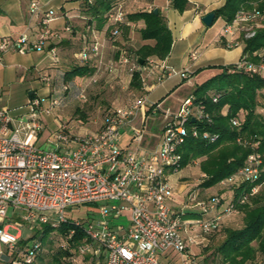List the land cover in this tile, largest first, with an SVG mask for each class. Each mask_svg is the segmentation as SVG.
<instances>
[{
    "label": "built area",
    "instance_id": "2783aa9c",
    "mask_svg": "<svg viewBox=\"0 0 264 264\" xmlns=\"http://www.w3.org/2000/svg\"><path fill=\"white\" fill-rule=\"evenodd\" d=\"M41 10L39 0L29 1L30 13ZM53 11L44 13L42 22L47 24ZM109 22L115 24L108 39L119 37L118 23L125 21V12L120 3L108 13ZM264 12L257 8L239 9L230 22H224L222 35L229 37L227 47L236 45L235 36L250 38L262 26ZM88 30H92L87 26ZM118 57L108 63L100 59V44L93 38L78 54L82 61L98 59L99 66L112 75L125 67L129 79L139 72L142 84L144 73L154 64L148 58L140 64L138 58L125 48H117ZM44 51V37L31 40L27 34L17 37L1 36L0 63L8 52L25 55ZM55 58L54 49L49 51ZM190 58L196 59L192 51ZM232 71H243L264 78V61L253 63L243 58L237 60ZM187 69L180 73L185 76ZM47 80V78H44ZM68 86L63 85L62 90ZM220 93H210L212 102H217ZM61 99L51 95H33L27 102V114L18 119L22 127L15 126L16 119L10 110L0 106V249L1 264H33L41 248L39 240L25 246L19 258L12 257L17 249L20 232L10 233L14 225L3 223L7 209L23 208V219L33 228L37 224H49L57 229L61 224L72 225L66 233L71 238L75 229L83 232L75 254L68 259L86 264H201L195 249H204L210 236L217 231L227 217L236 215L239 207L250 202L264 181L263 156L256 151L259 142L237 138V143L250 146L244 164L234 173L219 182L232 194L225 198L219 194L202 197L198 189L189 190L186 201L178 207L171 206L173 186L170 174L178 173L182 155L180 147L190 135L208 143L218 139V134L201 130L200 124L212 123V116L202 102L193 96L184 97L176 109L163 110V121L157 143L149 147L145 142L144 128H134L131 142L121 146V129L129 125L136 111L145 105L138 96L130 105L117 108L109 114L101 128L81 134L74 133L67 123H60L43 145L35 139L41 129L40 116L59 107ZM156 106V105H155ZM261 113L264 114V108ZM194 119V121H192ZM232 126H239L237 117ZM198 123V126L197 124ZM144 124V122H143ZM21 131L23 132L21 136ZM204 177V174H203ZM245 187L235 193L233 188ZM249 186V189H247ZM113 201L109 206L99 207V217L93 221L69 220L65 216L68 206L90 203L96 200ZM190 214H195L191 216ZM189 215V216H188ZM126 217L128 224L118 222ZM62 248L66 242H60Z\"/></svg>",
    "mask_w": 264,
    "mask_h": 264
},
{
    "label": "crops",
    "instance_id": "0c3cea01",
    "mask_svg": "<svg viewBox=\"0 0 264 264\" xmlns=\"http://www.w3.org/2000/svg\"><path fill=\"white\" fill-rule=\"evenodd\" d=\"M29 1L0 0V38L4 35L17 37L21 33L27 34L31 40H36L40 36L44 37L42 53L31 52L21 55L8 52L3 55L0 63V88L7 77L13 72L16 73L17 70L19 74L23 73L24 78L28 75L30 79L26 88L27 98L23 105L25 106L24 111L22 109L17 111L21 106H15L14 110L16 111L13 117L16 121L20 118L23 119L27 114L26 104L33 95H51L61 98V105L53 112L61 113L64 109L72 110L80 105L76 100V94L85 88L91 90L96 87L98 90L97 85L102 81L112 83V81L126 79L129 83V76L123 66L110 75L102 69H97L98 59L90 58L88 61H82L78 57L84 46L82 39L87 38L89 43L93 41V38L98 41L100 59L103 63L117 59L118 47L127 49L135 56V51L139 47L154 43L153 40L141 39L139 31L144 27L142 20L129 23V34L126 38L120 35L116 38L115 43L109 41L106 36V26L96 28V22L92 19L83 0H39L41 10L38 13H30ZM223 1L189 0L187 8L183 12H178L171 7L170 0H120L125 14L138 10L157 9L164 16L172 34L168 55L164 59L155 56L149 57L154 60V64L151 65L150 71L143 75L145 83L142 84V89L136 90L139 96L144 97L145 105L136 111L133 121L121 129V146L126 147L129 144H134L131 142L133 129L141 128L143 122L148 123L150 119L159 118L162 125L164 109H176L180 101L190 94L195 84L201 83L218 71L209 67L233 65L241 58L243 43L238 36H235L234 43L237 44L231 47L226 46L229 37L222 35L224 24L222 19L218 18L210 26H205L201 21L202 16L219 8ZM48 10L53 11V18L47 24H43L44 13ZM88 20L91 21L89 26L92 30L87 29ZM51 49H54V59L49 52ZM192 51L197 52L196 59L190 58ZM74 65L90 67L93 69L92 73L87 76L66 79L65 73ZM185 69L187 72L183 77L180 73ZM201 76L204 77L198 82L191 80V77L197 79ZM44 78H47L48 82ZM63 85H67L68 89L62 90ZM49 114L40 116L41 129L35 139L36 145L46 143L45 139L48 138V135L44 136L43 131L49 122L43 120V116ZM56 119H53L55 129H57ZM17 122L19 123V121ZM72 123L67 122L74 133L86 132L76 130ZM185 168L168 176L174 193L182 191L187 185L185 181H180L186 176L183 171ZM181 183L182 185H179ZM205 189L206 191L217 190V193L214 194L222 195L225 198L232 194L231 190L222 188L219 184ZM210 195L213 193L208 196Z\"/></svg>",
    "mask_w": 264,
    "mask_h": 264
},
{
    "label": "trees",
    "instance_id": "16d2710c",
    "mask_svg": "<svg viewBox=\"0 0 264 264\" xmlns=\"http://www.w3.org/2000/svg\"><path fill=\"white\" fill-rule=\"evenodd\" d=\"M188 1L170 0V5L174 10L183 12L188 6ZM83 3L88 7L92 19L95 20L96 28L106 26L108 37L115 26L109 22L108 13L120 3V0H83ZM253 4L256 5L255 8L264 12V0H224L223 4L213 11L212 24L218 18L224 22H230L239 9L252 8ZM139 20L144 22V27L139 31L141 39L153 40L154 43L153 45L144 44L135 51L138 62L142 60V64H145L151 56L164 59L170 51L172 34L164 16L159 11L155 13L153 9L138 10L125 14V21L116 25L119 29V36L126 38L129 34V23ZM89 24L91 21L88 20L87 26ZM239 38L243 43L241 58L253 63L264 61V21L252 37ZM83 42L89 43L87 38L82 39ZM232 66L209 67L217 68L218 71L201 83L195 84L189 94L193 96L195 102H202L212 116L211 124L202 123L199 128L218 134V139L213 143L188 135L180 147L182 169L192 161L200 159L199 169L204 177L198 186L202 188H210L219 184L221 180L244 164L247 155L253 149L237 143L238 137L259 142L255 150L262 154L264 165V114L260 111L264 108V100L260 101V94L264 90V78L243 71H232ZM92 70L84 65H74L65 73V76L66 79L87 76L92 73ZM129 88L137 91L142 89L139 72L132 73ZM213 92L220 93L217 102H212L210 99V93ZM225 108L226 111H224ZM233 117L240 119L239 126L231 125L230 120ZM196 124L198 126V123ZM262 181H264V171L258 182ZM244 187L241 185L233 189L237 193ZM239 213L242 215L241 226L225 228L224 238L214 250V255L218 257L221 264H252L258 256L264 259V184L248 204L239 207L237 214ZM190 215L195 216V214ZM224 224L223 222L222 226L211 234L209 243L213 235L218 233ZM70 228L72 225L67 223L61 224L57 229L49 224H42L31 238L39 240L41 248L42 244L50 240V237H58L60 242L64 240L66 247L62 248L59 242V249L53 255V260L56 264H77L68 258L75 254L76 246L84 235L76 228L72 237L66 238V233ZM16 245L17 249L12 253L13 256L15 254L17 256L28 245V241L20 237ZM41 248L33 264H45L39 255ZM37 259L38 262H36Z\"/></svg>",
    "mask_w": 264,
    "mask_h": 264
},
{
    "label": "rangeland",
    "instance_id": "374dc122",
    "mask_svg": "<svg viewBox=\"0 0 264 264\" xmlns=\"http://www.w3.org/2000/svg\"><path fill=\"white\" fill-rule=\"evenodd\" d=\"M256 7L253 4L252 8ZM217 69V68H212ZM216 73V72H215ZM214 73V74H215ZM204 76H201L197 79L191 77L193 81H199ZM30 82L28 75L24 78L23 73L19 74L17 70L16 73L10 74L2 87L0 88V106L10 110L11 115L15 113V106H21L20 109L23 110L25 106V100L27 98L26 88ZM99 89L88 90L87 88L79 91L76 94V100L78 101L77 107L72 108L70 110L64 109L61 113H53L48 116H43V120H48L47 126H45V131H43L44 136L48 135V137L56 130L54 127L55 123L53 119L57 118V127L59 123H72L76 130H83L86 132L89 131H97L101 128L104 123L105 118L115 111L117 108L125 107L130 105V103L135 100L139 94L136 90L129 88V83L124 80L112 81V83H106L102 81V83H98L97 85ZM82 95V96H81ZM264 100V90L260 94V101ZM15 126L22 127L17 121H15ZM161 123L159 118L150 119L148 123L141 124V127L144 128V138L145 144L148 146L154 145L158 141V137L160 134ZM23 132L21 131V136ZM45 139V138H44ZM46 140V139H45ZM200 159H196L189 163L186 168L183 170L186 173V176L180 179L181 182H186V186L182 191L173 193V199L170 204L173 207H178L180 204H183L186 201V194L189 190L198 189L200 190V195L202 197L208 196L210 193H217V190H207L202 188L199 185L203 178V173L199 169ZM179 185H182L179 184ZM113 201L108 199L96 200L90 203H83L73 206H68L65 209V216L69 220H79L81 222L93 221L99 217V207L102 205L109 206ZM26 212L23 208H12L9 207L7 209L6 215L3 217V223L14 225L16 228L12 227L9 229L10 233L16 234L18 231L20 232L21 239L27 240L28 244H32V242L36 238H31V236L35 233L37 228L41 227V224H37L33 228H30L26 221L23 219V216ZM122 224L127 225L128 220L126 217H121L118 221ZM224 225L222 229L211 238V242L204 249H195L196 254L198 255V260L201 264H221L218 257H215L214 250L221 243L224 238V229L227 227L230 228H239L242 224V215L241 213L237 215H233L231 217H227L224 220ZM59 238L58 237H50V240L42 244V248L40 251V257L42 258L43 263L45 264H56L53 260V255L59 249ZM0 249L3 252L7 253L6 247L0 244ZM16 254L12 257H15ZM19 254L16 256L18 259ZM0 260V264H1ZM38 262V259L36 260ZM77 264H86L81 261H77ZM252 264H264V259L258 256Z\"/></svg>",
    "mask_w": 264,
    "mask_h": 264
},
{
    "label": "water",
    "instance_id": "95a60500",
    "mask_svg": "<svg viewBox=\"0 0 264 264\" xmlns=\"http://www.w3.org/2000/svg\"><path fill=\"white\" fill-rule=\"evenodd\" d=\"M155 13H157V9H153ZM214 19V12H208L204 16H202L201 21L205 26H210L212 25ZM140 64H142V60L139 61ZM194 121V119H192Z\"/></svg>",
    "mask_w": 264,
    "mask_h": 264
}]
</instances>
